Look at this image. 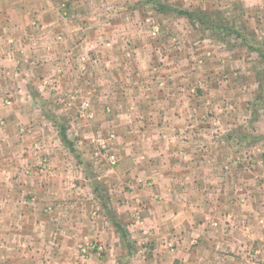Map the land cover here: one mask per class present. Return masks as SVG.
Returning <instances> with one entry per match:
<instances>
[{"label": "crops", "instance_id": "crops-1", "mask_svg": "<svg viewBox=\"0 0 264 264\" xmlns=\"http://www.w3.org/2000/svg\"><path fill=\"white\" fill-rule=\"evenodd\" d=\"M89 1L0 0V15L9 18L0 20L18 25L16 40L47 62L42 70L65 72L57 77L58 88L68 94L59 98L69 102L68 95L80 90L85 100L94 90L96 118L80 134L88 139L104 127L116 132L119 164L102 166L107 174L97 179L118 189L109 188L120 202L117 214L128 219L131 212L139 220H132V237L150 240L158 253L155 264H264V0H243L242 24L255 32L259 49L231 41L247 32L226 38L200 31L190 46L180 33L153 39L141 26L142 16L84 15ZM84 2L86 9H78ZM65 3L73 12L67 19L58 15ZM110 5L117 7L107 0ZM102 23L108 25L104 34L90 29ZM123 24L128 31H121ZM2 33L4 39L7 28ZM2 49L11 50L7 43ZM80 55L97 59L82 78L64 64ZM6 58L10 66L12 55ZM28 87H12L11 106L0 98V154H5L0 157V231L9 238L3 247L11 246L18 222L23 236L14 242L23 246V264H43L44 256L34 252L60 246L70 254L56 257L57 264L119 262L97 254L122 228L111 227L107 201L92 189V176L78 161L86 147L79 153L64 127L60 137L46 109L29 113L31 105L43 108L55 98L44 91L34 96ZM43 153L60 154L50 176L37 168ZM44 213L64 216L70 226L50 232ZM86 240L98 249L83 261L76 248Z\"/></svg>", "mask_w": 264, "mask_h": 264}, {"label": "rangeland", "instance_id": "rangeland-1", "mask_svg": "<svg viewBox=\"0 0 264 264\" xmlns=\"http://www.w3.org/2000/svg\"><path fill=\"white\" fill-rule=\"evenodd\" d=\"M98 1V3L97 0H93L92 2L89 1V5L87 6L88 12L84 15H90V17L98 16L100 17V19L105 18L106 15H113L117 17L119 14L123 13L131 16H142L145 18V20L141 24V26L144 28V30L145 28H147L150 37L153 39H162L165 35H168L166 33H180L181 35L186 36L185 39L188 40L187 44L188 46H190L195 40V34L199 33L200 31L202 33H205V35H211L212 32L220 33L226 38L231 36V34L243 35L247 32V35L245 36L246 38H240L238 39V41L237 39H231V41L235 43L240 42L243 46L248 48L259 49V47H257L258 40L255 39V37L253 38L252 36L253 31L251 30V32L249 29L246 30L244 24H242V15L245 11L243 0H109L115 1V5L117 6L114 7L110 5L111 9H108V7L106 6L107 0ZM102 3H104L105 6H103ZM85 4L86 3L84 2L83 4H81V6L79 5L78 9L85 6ZM96 5L98 7H94ZM83 9H86V7H83ZM58 10L59 17L63 19H67V17L73 14L66 3L65 5L60 6ZM186 13H192L195 16L189 18ZM1 16L2 15H0V17ZM2 17L4 19H9L6 14ZM211 22H215L216 30L212 28L211 25L214 24H210ZM3 23L4 21L0 20V34L4 31V28H7V33L5 34L6 37L4 39L0 38V98L4 100V104L6 106H11L14 99L12 87H19L20 85H26L28 87L27 83L30 84L28 88L30 93L34 96L39 97V91L48 92L50 95H54V102L44 104L43 108L42 106L33 104L31 105L32 110L29 113H32L34 111L37 112L36 109H39L40 112H44L46 109L48 111L47 113L51 114L54 117V122L59 125L60 137L61 127H64L67 130L69 129V133L73 135L72 141L79 153L84 149V146L86 147L87 152H83L78 158V161L86 164V168L89 173H87V175H90V177L92 176V189L94 188L95 190H97L98 194L102 195V200L107 201L108 207L106 209L107 212L105 213H107L106 215H108L111 227L117 226L122 228V231L118 238H114L113 236L109 237V242L108 244H106L107 246H105V249L99 250L97 246L94 245L95 242L86 240L83 245H81L79 248H76V253L80 256V258H83V261H86V257L96 254V249H98L97 254L100 253L99 255L102 254L106 256H112L117 259V261H119L117 263L114 262L111 264H155V257L153 255H158V253H156L157 249L149 247L150 240L143 239L142 242H139V240L134 239L132 237V234L129 232L130 226L133 224L132 220H136L137 223L139 222V220L134 219V217L131 215L132 213L130 212V210L128 219L123 218L125 217L124 214H117L115 207L118 208V204H120V202L116 198L112 197L113 194L109 191L110 187L108 188L106 184L103 183L102 179H97L98 176L107 174L102 173L99 170L102 166L106 165L109 168L113 169L116 168L119 164L120 159L115 153L114 149L115 142L117 140L116 132H109L110 130L108 131V128L104 127L97 130L94 129L90 133V135H87L88 139H85V137L80 134L82 130H84V128H87V126H92L96 118V107L92 102L94 90H89V92L87 91L90 98L85 100L83 99V97H81L82 91L80 92V90L78 92L74 91L70 95H68L69 102L62 98H59L64 95V93L68 94V92H66L65 90L58 88L59 79L57 77L62 78L65 72L61 70L53 75L52 71L54 67L46 70V72L42 70V68L47 67V62L43 61V58L36 56L37 52L34 53L32 50L25 49L24 41H22L21 44L16 40L17 38H19L16 37V35L18 34V31H20L18 25L13 21H9V24L7 26L3 25ZM35 23L37 25H33L35 28H37L38 23ZM204 23H206V26H204ZM94 26L95 27H91L90 29L94 30L95 33L98 32L96 34H104L106 29L108 28V25H103V23L96 25L94 24ZM119 28L121 29V31L129 30L128 25L126 24L121 25ZM34 30L37 31V29ZM22 33L20 34V39L23 37ZM161 34L165 35L160 36ZM59 37H62L64 40L63 36ZM59 37L58 41L62 39ZM232 42H230V45L233 44ZM6 43L11 49L9 52H4L2 49L3 46L5 48ZM227 43L229 44V41H227ZM6 54L12 55L13 61L10 66L6 65L9 62H6L5 60H10L9 58H6ZM95 61H97V59L94 60L92 58L91 60V58H89L88 60V58H86L85 56L80 55L73 60L71 58H66L64 64L70 66L71 68L74 67V74L76 75V77L78 76L82 78L88 74L89 63H95ZM26 69H28L27 72H25ZM25 74L28 75L27 78L24 77ZM38 82L41 85L40 87L37 86ZM50 99L53 98H51L50 96ZM75 132H77L78 136H75ZM50 138H52V136ZM112 155L116 156L118 159V164L116 166L111 165L110 157ZM55 156L59 157L60 154H53L52 156H47V154H44V158H38L39 165H37V168L38 171H41L39 173L49 176L54 174L50 172L54 170L52 168V162H54ZM0 157L5 158L4 152L0 154ZM33 157L36 160L37 156ZM6 159H8V157ZM14 160H20V156H16ZM0 162L3 163L4 160H1ZM22 172L23 174H25V170H22ZM1 176H4V174ZM72 177L75 176L73 175ZM88 186L89 188H87L86 191L91 189L90 185ZM76 189H78V187ZM110 189L114 192L118 190L115 187H111ZM1 191H3V189H1ZM79 191L83 194L84 186ZM44 215L45 225L47 228H50V232L53 229L62 227V229H64L70 226L67 223H64L66 220V217L64 216H54L51 213H44ZM0 219L4 220V216L2 215ZM13 227L15 228L12 236L13 241L10 244L11 246L7 248L5 247L7 242L9 241V238L5 235V232L3 230L0 231V264H6L5 262L7 260L9 262H12V264H23L21 262L23 246H21V243H18L16 245V243L14 242V239L22 240L23 235L19 228L21 227V225L17 222V224H15ZM148 234L146 235L147 237H149ZM43 235H48V231L45 230ZM50 239L53 240V238ZM25 240L31 241L29 240V238ZM145 241H147L148 247L144 246L143 242L145 243ZM3 245L5 247H3ZM67 251L69 252V249L65 246H60L56 250L48 247L42 249L41 252L35 251L34 254L38 253L39 255L44 256L45 261L43 264H50L49 256H52L53 258L51 260V264H57L56 257H65L67 254H70L66 253ZM112 260L114 261V259ZM29 262V264H32L31 261ZM79 262L77 264L88 263V261H86L85 263ZM106 264H109V262Z\"/></svg>", "mask_w": 264, "mask_h": 264}, {"label": "trees", "instance_id": "trees-1", "mask_svg": "<svg viewBox=\"0 0 264 264\" xmlns=\"http://www.w3.org/2000/svg\"><path fill=\"white\" fill-rule=\"evenodd\" d=\"M188 15L189 18H192L194 17L195 15L192 14V13H186ZM207 23V22H206ZM206 23H204V26H206ZM210 24H214V25H211L213 29L216 30V26H215V22H211ZM64 140L68 143V141L64 138Z\"/></svg>", "mask_w": 264, "mask_h": 264}, {"label": "built area", "instance_id": "built-area-1", "mask_svg": "<svg viewBox=\"0 0 264 264\" xmlns=\"http://www.w3.org/2000/svg\"><path fill=\"white\" fill-rule=\"evenodd\" d=\"M110 160H111V165H112V166H116V165L118 164V159H117L116 156L112 155V156L110 157Z\"/></svg>", "mask_w": 264, "mask_h": 264}]
</instances>
